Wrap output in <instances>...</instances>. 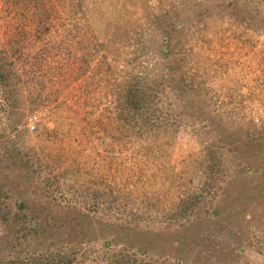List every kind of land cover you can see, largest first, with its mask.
I'll return each instance as SVG.
<instances>
[{
	"label": "rangeland",
	"instance_id": "rangeland-1",
	"mask_svg": "<svg viewBox=\"0 0 264 264\" xmlns=\"http://www.w3.org/2000/svg\"><path fill=\"white\" fill-rule=\"evenodd\" d=\"M123 1L40 0L34 8L26 10L21 0H0V41H20L14 60L23 77L24 98L28 102L33 99L35 106L26 111L25 122L19 125H26L29 129L17 135L11 128L8 102L0 88V146L9 137L18 138L17 143H23L26 150L35 149L43 154L46 165L53 164V156L57 161L54 164L56 172L62 166L71 167L69 174L76 177V182L92 174L96 179L107 177L117 182L125 178L130 180L129 183L145 179L147 184L142 188L148 201L139 204L143 208L149 205V213L153 214L148 222L143 220L139 225L153 230L179 229L182 240L184 235L187 236L183 247L189 251L184 252L188 264H264V127L254 130L231 127V143L220 142L214 147L216 153L225 155L224 165H232L229 171H233V178L224 182L223 190L214 186L200 191V168L195 160L190 159L200 156L204 144L221 133L223 127L215 124V134H207L203 137L204 142H200L202 136L197 128H204V121L194 122L193 116L197 113L188 111L195 110L191 105L192 101L196 103L198 91L192 93L193 88L190 89L191 93H187L184 99L186 106L180 107L185 112L183 116H188L193 125L181 126L160 157L155 156L157 150L148 143L147 137L121 134L114 124L116 118H109L106 114L108 109L105 110V106L112 103L116 69L124 68L125 59L134 55L131 40L125 41L124 38L126 29L131 39L138 36L135 34L139 30L140 35L150 38L140 29L146 18L140 10L142 4L134 0L136 5L125 13ZM171 1L178 3L180 0ZM200 1L201 5L198 4ZM259 2L264 6V0ZM189 3L193 6L186 2L182 4L185 6L182 17H189L187 22L193 30L198 22L195 19L197 11L209 2L191 0ZM245 10L258 16L250 7ZM213 18L214 21L210 22L212 31L208 32L209 44L205 42L199 51L200 63L206 68L199 66L197 75L207 89L198 94H206L209 102L208 106L203 104V113L214 123L235 119L237 125L253 118L264 126V31H254L236 23L233 18ZM153 46L154 42H149L147 52L153 53ZM144 55L147 57L146 52L142 57ZM148 61L152 63V57L149 56ZM227 85L234 87L233 94L227 93ZM29 116L33 118V128L28 126ZM55 120L63 129L57 136L50 130L36 134L39 132L35 129L38 122L51 129L56 125ZM141 145L149 146L143 150ZM1 157L0 171H4L5 162ZM185 157L190 158L189 166L183 170ZM154 161L157 165L166 162V167L159 166L152 172L156 165H153ZM246 164L254 169L248 172L242 168ZM170 165L175 171L187 175L178 187L176 180L165 179ZM9 175L14 178L13 173ZM20 180L26 181L22 175H16L15 182L9 185L15 190L23 189V185L17 187ZM183 186L194 187L197 197L204 198L206 203L201 212L192 215L190 222L180 218L186 225L164 217H153L155 213L160 215L172 207L183 194ZM74 188L75 192L63 185L61 192H55L56 198L50 206L71 200L90 207L92 204L86 201V194L79 193L76 186ZM220 202L221 206H218ZM215 206L220 207L218 217L211 212ZM80 227L88 230L85 223ZM146 234L140 235L137 241L146 243L151 240V250L142 253L130 248L139 262L145 260L143 263L149 264L148 260L154 258L158 259V264L176 263L168 239L157 241ZM163 243L165 246L161 248ZM89 245L102 251L99 240H92Z\"/></svg>",
	"mask_w": 264,
	"mask_h": 264
},
{
	"label": "trees",
	"instance_id": "trees-1",
	"mask_svg": "<svg viewBox=\"0 0 264 264\" xmlns=\"http://www.w3.org/2000/svg\"><path fill=\"white\" fill-rule=\"evenodd\" d=\"M21 1L27 10L38 5L40 0ZM146 1L138 0L140 5L142 4L140 10L146 16L140 29L150 38L140 35L139 30L135 34L138 36L131 39L129 30L126 29L124 38L125 41L131 40L134 55L125 59L124 68L116 69L118 73L113 87L112 103L105 106V110L108 109L106 114L109 118H116L117 122L114 124L121 134L147 137L148 143H152L156 148L157 157L163 156L168 143L181 126L193 125V121H204V128H197L202 136L201 143L205 140L204 136L213 135L215 124L222 126L223 131L217 134L219 137L214 136L213 140L205 143L200 156L195 159L185 157L182 164L184 170L185 166H189V159L195 160L201 172L198 185L200 191L214 186L223 190V184L233 178V171H229L232 165H224L225 155L216 153L214 146L220 142L231 143V127L238 130H254L264 126L253 118L240 121L237 125L234 124L235 119L214 123L209 115L203 113L204 105L208 106L209 102L206 94H198L206 88L205 82L199 80L197 75L199 66L206 68L205 64L200 63L199 51L205 42L209 44L208 32L212 31L210 22L214 21L213 17H219L221 20L233 18L236 23H242L254 31H264V6L259 0H207L209 3L197 11L195 19L198 22L192 30L187 22L189 17H182L185 10L182 4L186 2L193 6L189 3L191 0H180L178 3L171 0H151L149 4ZM200 2L199 5L202 4V1ZM134 5V0H124V12ZM249 7L259 17L245 10ZM19 42L18 39H14V42L10 39L0 41V88L5 101L8 102L7 114L11 116V128L17 135L29 129L26 125H19L25 122L23 116L26 111L35 108L33 99H30L29 103L24 98L23 77L14 60V56L18 55ZM149 42H154L153 53L147 52L146 45ZM145 52L147 57H142ZM149 56L152 57V63L148 61ZM209 64L214 65L213 62ZM192 88V93L198 91L197 101H192L191 105L195 110H188L197 113L193 116V121L188 116L184 117L185 112L180 108L186 106L185 95L191 93ZM225 90L227 93H234V87L231 85H227ZM114 117L112 118L115 119ZM55 122V127L51 129L38 122L35 129L39 132L36 134L50 130L52 135L57 136L63 129L57 120ZM17 140L18 138L9 137L0 146V157L5 162L4 171H0V264H146L143 263L145 260L139 262L134 251H130V248H135L139 252L147 253L152 249L151 240L146 243L137 241L140 235L146 233L147 237L157 241L165 238L171 242L170 253L176 258L174 264H188L185 254L189 251L183 247L187 236L184 235L182 240V232L179 229L167 227L153 230L139 225L140 221L148 222V218L153 214L149 213V205L143 208L139 204L141 201L147 204L148 201L142 188L147 184L145 179L129 183L130 180L125 178L117 182L107 177L96 179L92 174L76 182V177L69 174L71 167L62 166L60 171L56 172L54 164L57 161L53 160V156V164L48 166L43 154L35 149L26 150L25 145L17 143ZM143 146V150H146L149 145H141ZM229 149H232V146ZM165 164L166 162L157 165L154 161L155 168L152 172L159 169V166L166 167ZM76 168L78 173V166ZM242 168L248 169V172L254 169L250 164ZM11 173L14 178L16 175H22L26 180L17 183V187L23 185V189L15 190L9 185L17 181L11 178ZM165 174V179L176 180L178 187L183 183L186 173L175 171L173 165H170V172L166 171ZM191 178L188 177L189 180ZM63 185H67L73 192L76 186L79 193L86 194V201L92 205L87 207L78 205L75 201L65 200L62 204L55 203L50 206L56 198L55 192H61ZM194 187L183 186V194L173 202L172 207L160 215L155 213L153 217H164L182 225H186V220L192 221L191 216L199 214L206 203L204 198L197 197ZM218 206H221V202ZM219 208H213V216H219ZM180 218H185V221ZM81 223H85L87 231L80 227ZM76 225L79 227L76 228ZM92 240L101 241V252L89 245ZM121 242L123 244L118 245ZM164 246L165 243L160 245L161 248ZM148 263L158 264V259H150Z\"/></svg>",
	"mask_w": 264,
	"mask_h": 264
},
{
	"label": "built area",
	"instance_id": "built-area-1",
	"mask_svg": "<svg viewBox=\"0 0 264 264\" xmlns=\"http://www.w3.org/2000/svg\"><path fill=\"white\" fill-rule=\"evenodd\" d=\"M28 126L29 127H31V128H33L34 127V122H33V118H32V116H29L28 117Z\"/></svg>",
	"mask_w": 264,
	"mask_h": 264
}]
</instances>
